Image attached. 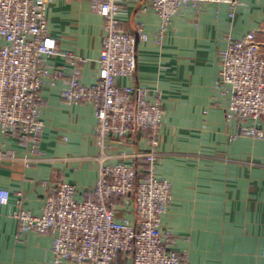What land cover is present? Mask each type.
I'll return each mask as SVG.
<instances>
[{
	"label": "crops",
	"instance_id": "crops-1",
	"mask_svg": "<svg viewBox=\"0 0 264 264\" xmlns=\"http://www.w3.org/2000/svg\"><path fill=\"white\" fill-rule=\"evenodd\" d=\"M146 3L122 2L123 29L134 35L140 22L147 40L137 42L134 76L118 83L147 89L149 102L161 98L156 176L170 183L171 201L160 230L190 264H264V140L231 137L233 124L224 115L227 99L215 89L228 37L240 40L256 31L264 50V0H239L233 18L225 4L182 10L160 44L155 42L157 16L151 10L138 13ZM46 21L60 53L87 60L80 82L93 85L103 18L86 0H54ZM52 64L62 66L65 58L56 56ZM63 88L58 82L41 91L45 106L38 158L0 131V190L9 193L7 204L0 205V264H54L53 236L19 233L13 215L21 210L39 216L46 195L61 181L73 185L81 200L95 185L100 163L133 165L132 156L148 150L142 133L121 144L108 139L101 150L94 106L66 104ZM112 206L117 220L133 222L131 198ZM112 264H131V258L120 252Z\"/></svg>",
	"mask_w": 264,
	"mask_h": 264
},
{
	"label": "built area",
	"instance_id": "built-area-1",
	"mask_svg": "<svg viewBox=\"0 0 264 264\" xmlns=\"http://www.w3.org/2000/svg\"><path fill=\"white\" fill-rule=\"evenodd\" d=\"M54 0H0V131L14 136L34 158L40 156L45 101L41 91L61 82L62 100L70 104H91L96 112L94 135L101 150L106 140L119 144L142 133L148 150L125 162L100 163L92 189L78 200V190L66 182L56 183L44 200L39 216L18 211L13 217L18 232L52 235L54 264H112L120 252L131 264H190L172 249V238L162 233L161 219L171 201V185L156 176V151L163 118L160 96L149 102V91L139 86H122L119 79L136 73L137 42H145L144 25L135 34L123 29L124 0H86L91 11L104 20L96 82H80L87 62L72 53H60L57 41L48 34L46 12ZM139 14L148 10L159 19L155 42L160 44L174 16L182 10L206 4H225L233 18L239 0H146ZM65 58L55 66L52 59ZM220 71L215 89L226 97V122L233 124L232 138L264 140V54L256 31L242 39L227 38L220 54ZM32 159H29L30 161ZM131 198L134 220L116 219L112 203ZM9 193L0 190V205Z\"/></svg>",
	"mask_w": 264,
	"mask_h": 264
},
{
	"label": "rangeland",
	"instance_id": "rangeland-1",
	"mask_svg": "<svg viewBox=\"0 0 264 264\" xmlns=\"http://www.w3.org/2000/svg\"><path fill=\"white\" fill-rule=\"evenodd\" d=\"M257 41H258V39H257ZM259 42V41H258ZM262 51V50H261ZM264 51V50H263ZM262 51V53L264 54V52Z\"/></svg>",
	"mask_w": 264,
	"mask_h": 264
}]
</instances>
